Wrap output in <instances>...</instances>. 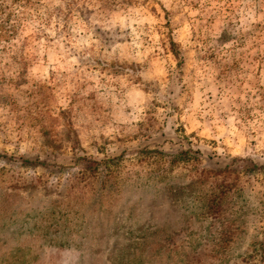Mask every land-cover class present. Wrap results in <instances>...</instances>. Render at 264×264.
Listing matches in <instances>:
<instances>
[{
	"label": "rangeland",
	"instance_id": "374dc122",
	"mask_svg": "<svg viewBox=\"0 0 264 264\" xmlns=\"http://www.w3.org/2000/svg\"><path fill=\"white\" fill-rule=\"evenodd\" d=\"M0 264H264V0H0Z\"/></svg>",
	"mask_w": 264,
	"mask_h": 264
}]
</instances>
